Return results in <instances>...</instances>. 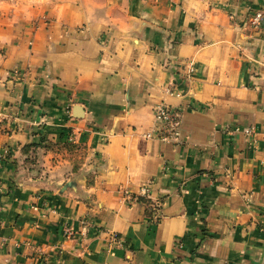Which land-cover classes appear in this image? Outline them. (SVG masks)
<instances>
[{"label": "crops", "instance_id": "0c3cea01", "mask_svg": "<svg viewBox=\"0 0 264 264\" xmlns=\"http://www.w3.org/2000/svg\"><path fill=\"white\" fill-rule=\"evenodd\" d=\"M42 2L0 12V264H264V0Z\"/></svg>", "mask_w": 264, "mask_h": 264}, {"label": "built area", "instance_id": "2783aa9c", "mask_svg": "<svg viewBox=\"0 0 264 264\" xmlns=\"http://www.w3.org/2000/svg\"><path fill=\"white\" fill-rule=\"evenodd\" d=\"M263 20L264 15L258 11L253 15L251 22L257 25ZM152 118L154 128L144 134L145 138L153 137L160 142L178 143L180 137V112L177 109L171 108L162 102L155 104L152 108ZM141 194L144 196L146 190L143 189ZM123 196L127 197L126 193H123ZM110 240L116 243L115 236H110Z\"/></svg>", "mask_w": 264, "mask_h": 264}, {"label": "rangeland", "instance_id": "374dc122", "mask_svg": "<svg viewBox=\"0 0 264 264\" xmlns=\"http://www.w3.org/2000/svg\"><path fill=\"white\" fill-rule=\"evenodd\" d=\"M44 0H0V12L9 19L31 11L34 6L42 5Z\"/></svg>", "mask_w": 264, "mask_h": 264}, {"label": "trees", "instance_id": "16d2710c", "mask_svg": "<svg viewBox=\"0 0 264 264\" xmlns=\"http://www.w3.org/2000/svg\"><path fill=\"white\" fill-rule=\"evenodd\" d=\"M136 200L140 203V204H142V205H144L146 208H145V215L146 216H150L151 214H152V210H150V209H152V205L150 204V203H148V201L145 199V198H143V197H140V196H137L136 197ZM148 211H150V212H148ZM149 218V217H148Z\"/></svg>", "mask_w": 264, "mask_h": 264}, {"label": "water", "instance_id": "95a60500", "mask_svg": "<svg viewBox=\"0 0 264 264\" xmlns=\"http://www.w3.org/2000/svg\"><path fill=\"white\" fill-rule=\"evenodd\" d=\"M69 183L66 184V186H68Z\"/></svg>", "mask_w": 264, "mask_h": 264}]
</instances>
